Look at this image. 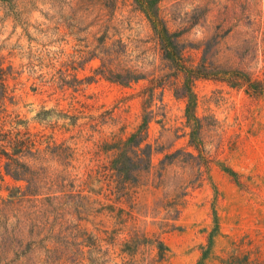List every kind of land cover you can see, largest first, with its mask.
<instances>
[{
	"label": "rangeland",
	"instance_id": "rangeland-1",
	"mask_svg": "<svg viewBox=\"0 0 264 264\" xmlns=\"http://www.w3.org/2000/svg\"><path fill=\"white\" fill-rule=\"evenodd\" d=\"M0 113L45 141L0 168V264L264 261V0H0ZM145 119L120 183L107 147Z\"/></svg>",
	"mask_w": 264,
	"mask_h": 264
},
{
	"label": "trees",
	"instance_id": "trees-1",
	"mask_svg": "<svg viewBox=\"0 0 264 264\" xmlns=\"http://www.w3.org/2000/svg\"><path fill=\"white\" fill-rule=\"evenodd\" d=\"M151 8L156 14L158 9L155 8V5H151ZM164 34L167 37L168 31ZM167 44V50L169 52L170 50H175L180 55L178 46L171 47L172 43L169 40ZM111 64L110 60L105 61L99 73L108 80L118 82L122 85H130L132 82L146 79L142 75H137L135 72H132L130 69H112ZM166 84H168L167 81L162 83L160 88H165ZM150 90L153 91L154 89L152 88ZM3 114L0 113V168H4L5 173L16 180H25L28 174L26 161L28 158H36L42 155L43 152L40 146L45 142L44 135L32 133L24 122L18 121L17 119L8 121L6 116H2ZM148 131L149 121L145 119L139 131L133 134L127 141H121L118 145H110L107 147L109 150H115L116 154L114 155L115 158L102 166V168L105 171H113L114 176L117 177L120 183H127L133 178L135 171L130 169L129 166L132 163L133 156L136 157L138 155V148L148 137ZM64 145L62 144L61 147ZM70 151V147L63 149L64 153ZM71 157V154H68L66 158L61 159L63 165H65V170L71 166L66 161V159ZM37 192L35 191L36 195ZM207 258L208 255L205 252L200 264H205ZM218 259L220 264H264V261H261L255 251L245 247L244 242L233 243L232 249L226 256L218 257Z\"/></svg>",
	"mask_w": 264,
	"mask_h": 264
}]
</instances>
